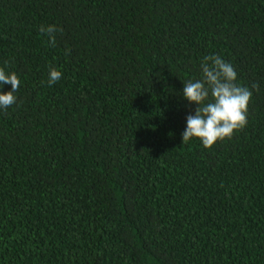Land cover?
I'll return each instance as SVG.
<instances>
[{"label": "trees", "instance_id": "1", "mask_svg": "<svg viewBox=\"0 0 264 264\" xmlns=\"http://www.w3.org/2000/svg\"><path fill=\"white\" fill-rule=\"evenodd\" d=\"M206 55L259 84L208 149ZM0 68V264H264V0H0Z\"/></svg>", "mask_w": 264, "mask_h": 264}, {"label": "clouds", "instance_id": "2", "mask_svg": "<svg viewBox=\"0 0 264 264\" xmlns=\"http://www.w3.org/2000/svg\"><path fill=\"white\" fill-rule=\"evenodd\" d=\"M41 33L48 35V42L55 46V34L63 29L56 25H41ZM70 50L66 49V53ZM200 68L203 79L183 83V98L195 104V113L186 117V128L182 133V143L192 138L201 141L204 148H211L217 141L231 139L236 131L247 125L248 105L252 90L259 91V84L253 83L251 89L237 82V73L230 62L219 55H206L201 59ZM62 77L60 70L50 67L49 85ZM11 85V90L0 92V108L7 109L16 103L15 93L19 90L20 79L14 72L7 73L0 68V86Z\"/></svg>", "mask_w": 264, "mask_h": 264}]
</instances>
